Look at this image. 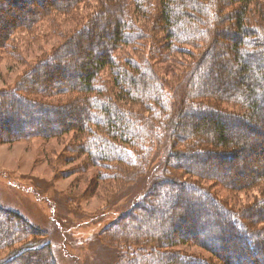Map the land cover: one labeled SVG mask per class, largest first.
<instances>
[{
    "label": "trees",
    "instance_id": "16d2710c",
    "mask_svg": "<svg viewBox=\"0 0 264 264\" xmlns=\"http://www.w3.org/2000/svg\"><path fill=\"white\" fill-rule=\"evenodd\" d=\"M153 1L159 4L154 17L147 11ZM260 1L36 0L32 6L33 0H3L0 66H27L21 46L45 47L53 39L58 44L42 52L11 89L0 90V144L47 140L71 132L79 145L80 138L85 140L76 150L85 157L84 167L109 169L117 181L123 165L129 167L130 159L136 164L133 151L141 149L145 140H156L159 156L144 174L139 200L130 202V209L105 228L120 241L131 239L133 249L127 252L126 264H233L229 256L240 264L237 254L246 264H260L264 195L234 214L197 182L213 180L229 191L258 190L264 185L263 168L241 175L240 183L236 176L214 174L209 165H202L208 157H218L216 164L236 157L243 142L228 137L230 127L264 136V5ZM224 9L230 14L218 19ZM229 22L232 25L225 26ZM91 30L96 33L80 47ZM143 40L132 58H119L123 50ZM147 50L151 52L144 56ZM216 54L226 55L227 63L219 89L214 83H220L218 71L224 66L215 62ZM168 62L179 72L171 74ZM187 119L201 124L190 129ZM176 144L183 149L172 150ZM108 178L99 171L94 176L95 182ZM159 192L194 197L181 205L182 212L190 209V216L169 217L171 203L158 202ZM201 213L210 217L211 226L193 223L190 231H184L181 223L194 222L192 216ZM151 214L158 222L150 224ZM120 221L126 227L118 226ZM18 222L24 226H13ZM26 222L0 208V251L11 248L0 264H56L50 245L41 239L12 245L31 234L33 228ZM185 245L201 248L207 257L172 251ZM258 252L263 258L255 256Z\"/></svg>",
    "mask_w": 264,
    "mask_h": 264
},
{
    "label": "rangeland",
    "instance_id": "374dc122",
    "mask_svg": "<svg viewBox=\"0 0 264 264\" xmlns=\"http://www.w3.org/2000/svg\"><path fill=\"white\" fill-rule=\"evenodd\" d=\"M35 1L33 0L30 5H35ZM0 3L3 4V0ZM260 3L264 5L263 0ZM147 9L154 17L158 14L159 4L153 1ZM248 9L251 11L250 6ZM223 11L222 17L218 19L227 18L228 14H230L228 9ZM19 15H22V11L19 12ZM228 24L232 25L229 22L225 26ZM250 26L253 27L252 25ZM94 32L96 33V31L91 30V32L87 33L79 46H85L89 41L88 39L91 38L90 35L92 34L93 36ZM222 40L229 39L224 37ZM57 41L54 39L47 41L45 47L32 46L25 48V46H21L22 59H25L28 65L26 66L24 63L14 65L1 64L0 90L11 89L19 76L29 70L30 65L37 61L42 52L51 50L58 44ZM230 42H232L231 38ZM140 43H145V40L136 41L130 50H123L120 53L121 55L119 54V58L126 56L132 58L131 55L140 50ZM190 49L193 50V48ZM150 52L151 50H147L142 52V54L147 56ZM225 58L226 55L224 54H216L214 58L215 62H222V66H224L222 70L218 71L220 83H214V88L219 89L221 81H224L226 76L224 69H226L227 63ZM166 66L171 74L179 72V68L173 62H168ZM168 78L172 79V76L169 74ZM181 93L182 91L179 90L177 96H180ZM169 95L171 97L170 93ZM157 121L155 120V122ZM188 124L190 129H194V126L201 123L196 120L192 123L188 121ZM211 131L213 130L211 129ZM228 137L240 140L238 142H243L242 148H240L241 151L236 152L235 158L223 161L220 164H216L219 160L216 156L213 160L209 157L204 158L202 161L204 167L209 165L211 172L227 175L226 177L228 178L236 176L235 178H238L240 183L244 180L241 175L249 172L256 174L261 168L264 169V136L262 133L256 135L230 127ZM84 142L85 140L80 138V145L84 144ZM80 145L74 140V135L71 132L61 137L47 140L32 138L26 141L20 140L0 144V208L20 215L27 221L26 225L33 228L30 235H25L23 240L17 244L12 243V245L16 247L26 242L41 239L50 245L53 260L56 264H126L127 252L133 249L131 239L129 238L125 242L120 241L117 235L111 234L109 236L105 228L117 218V215L130 209V202L139 200V195L143 193L141 183L145 176L144 174L150 166L156 163L159 156L156 148L157 141L151 138L145 140L141 149L133 151L136 164L130 159L128 161L129 167L123 165L124 171L119 176L122 181L113 180L112 178H114L115 174L109 169H98L87 167V165L84 167L85 157L77 152ZM182 149L179 144H176L173 145L172 150ZM246 153L247 156L245 157L244 154ZM138 155H141L140 160ZM141 160H146L147 163H143ZM98 171L110 178L95 182L94 176L98 174ZM128 177L131 180H128ZM197 182L208 189V193L218 201L220 200L221 204H225L228 209L234 211H230L234 214L244 207L252 206L255 201L259 200L261 194L264 195V185L260 186L258 190L248 191V189H240V191H229L214 184L213 180ZM137 196L139 197L137 198ZM193 198L189 196L175 198L170 195L168 197L166 192H159L158 194V202L163 204L171 203L170 210L172 211L169 214L170 216H168L174 219L181 216H190V209L186 208L182 212L181 205ZM193 208L194 211L199 213L200 208L197 205H194ZM205 208V212L208 214L210 205H205ZM206 214L201 213L198 217L191 215L194 222L181 223L183 230L190 231L194 227L193 223H201L204 227L207 225L211 226L210 217L206 216ZM151 217L154 219L152 222L150 221V224L158 222L156 221L157 217L155 218L153 214H151ZM223 219L225 220L226 218L223 217ZM251 221H256V219L254 218ZM21 225L24 226L21 222L13 224V226L19 227ZM117 225L126 227V222L120 221ZM132 227H136L135 224H132ZM127 228L131 229V227ZM105 232H107L106 235ZM20 237L18 236L15 240ZM111 239L112 241L108 242ZM10 250V247L2 249L0 251V259ZM172 251H182L184 255L207 257V252L194 245L178 246ZM237 255L240 258V264H246L242 256L240 254ZM255 256L258 258L264 257V255L261 257L260 252ZM227 258L231 263L236 264L232 256ZM259 263L264 264V261H259Z\"/></svg>",
    "mask_w": 264,
    "mask_h": 264
}]
</instances>
